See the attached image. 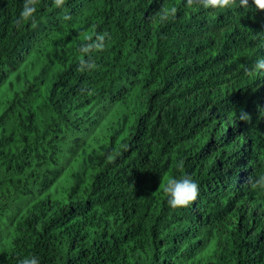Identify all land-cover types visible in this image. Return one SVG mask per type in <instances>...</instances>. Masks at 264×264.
Instances as JSON below:
<instances>
[{"label":"trees","instance_id":"16d2710c","mask_svg":"<svg viewBox=\"0 0 264 264\" xmlns=\"http://www.w3.org/2000/svg\"><path fill=\"white\" fill-rule=\"evenodd\" d=\"M22 6L0 0V264H264V70L245 71L264 10L40 0L33 25ZM87 33L106 47L81 71ZM180 174L200 195L173 209Z\"/></svg>","mask_w":264,"mask_h":264},{"label":"clouds","instance_id":"9594fccd","mask_svg":"<svg viewBox=\"0 0 264 264\" xmlns=\"http://www.w3.org/2000/svg\"><path fill=\"white\" fill-rule=\"evenodd\" d=\"M186 6L189 8L200 7L203 9H211L214 11H223L235 9L237 7H254L256 11L264 10V0H252L250 5L249 0H185ZM66 0H52V7L55 9H63ZM178 12V7L175 4H168L154 14L153 20L157 24H165L173 19ZM40 15V0H23V6L19 11V22L21 24H35ZM85 41L80 46L79 50V66L81 71L91 70L95 67L93 61V53L102 51L106 47V34L96 33L93 38L92 33H87L82 37ZM261 70H264V58H258L251 68H246L248 75L255 77ZM239 120L246 122L251 121V115L240 110ZM126 147V146H124ZM118 152H113L107 155L108 160L115 159ZM184 167L183 161L177 164L178 169ZM248 183L253 190L264 193V173H259L256 176H249ZM162 192L167 204L173 208H183L191 205L197 200L200 195V184L198 180L190 174L168 175L165 177ZM19 264H41L40 259L36 255L25 256L19 261Z\"/></svg>","mask_w":264,"mask_h":264}]
</instances>
